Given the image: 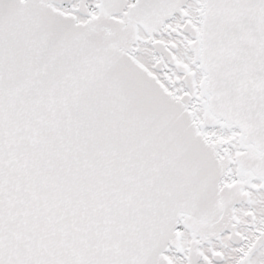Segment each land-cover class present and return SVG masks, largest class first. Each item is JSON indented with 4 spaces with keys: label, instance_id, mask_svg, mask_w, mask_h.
Here are the masks:
<instances>
[{
    "label": "snow or ice",
    "instance_id": "1",
    "mask_svg": "<svg viewBox=\"0 0 264 264\" xmlns=\"http://www.w3.org/2000/svg\"><path fill=\"white\" fill-rule=\"evenodd\" d=\"M0 264H264V0H0Z\"/></svg>",
    "mask_w": 264,
    "mask_h": 264
}]
</instances>
